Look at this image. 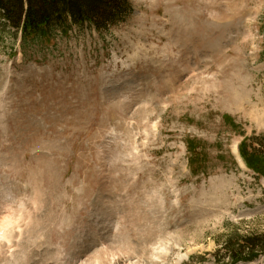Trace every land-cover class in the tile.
<instances>
[{
    "label": "rangeland",
    "instance_id": "1",
    "mask_svg": "<svg viewBox=\"0 0 264 264\" xmlns=\"http://www.w3.org/2000/svg\"><path fill=\"white\" fill-rule=\"evenodd\" d=\"M127 1L101 36L22 48L0 23V227L32 264H217L227 235L264 233L228 125L264 135V0Z\"/></svg>",
    "mask_w": 264,
    "mask_h": 264
},
{
    "label": "trees",
    "instance_id": "2",
    "mask_svg": "<svg viewBox=\"0 0 264 264\" xmlns=\"http://www.w3.org/2000/svg\"><path fill=\"white\" fill-rule=\"evenodd\" d=\"M131 12L127 0H0V23L20 36L22 48L27 43L53 40L56 34L65 35L72 29H87L101 36ZM228 125L242 136L238 153L245 166L257 178H264V135L246 136L239 125ZM220 252L214 254H222L217 264L252 262L264 255V233H231L225 237Z\"/></svg>",
    "mask_w": 264,
    "mask_h": 264
},
{
    "label": "bare ground",
    "instance_id": "3",
    "mask_svg": "<svg viewBox=\"0 0 264 264\" xmlns=\"http://www.w3.org/2000/svg\"><path fill=\"white\" fill-rule=\"evenodd\" d=\"M104 207H103L104 208L103 212H105L106 214L109 213V208L106 207V206H104ZM22 211H23V209H20L15 214L16 215L15 217L17 219L16 221H18V219L22 217ZM6 217H11V216L7 215ZM10 226H11V222L8 223V222L4 221V223L0 227V230H3V233H1L2 235L0 234V247H2V246H6L7 247L8 246L7 247V251H9V249L12 248V247L15 249V251H14V253L12 255V258H11L12 261H8V262L5 261L4 264H16L18 258L21 259L19 264H32L31 259L32 260L34 259L32 257L35 254L33 255L32 250L27 248L26 243L22 242V239L19 241L20 242L19 244L17 243L14 246L11 245V242H10L9 238L11 237V234H12L13 231L10 230ZM44 231H45L44 224H42L41 226L39 224H37V227L34 229V232H33V234H34L33 238L35 239V242L33 241L32 243H34V245L42 243V241L45 240L47 232H44ZM38 232H40V235H37ZM42 244H40V245H42ZM112 245H114V246H112ZM90 246H91V244L85 246L84 248H81V251L79 252L81 254V256L82 255H84V256L87 255L89 252H91L94 249V245L91 246V247ZM110 246H112L114 248L115 247V243H111ZM116 246H117V244H116ZM93 251H94V253L92 254L93 264H101L102 260L100 259V257H101L100 255H102V254L104 255V252H102L101 250L97 251L95 249ZM125 252H127V251H125ZM44 254H48V252H46ZM106 254H108V253H106ZM1 263H2V261L0 260V264Z\"/></svg>",
    "mask_w": 264,
    "mask_h": 264
}]
</instances>
